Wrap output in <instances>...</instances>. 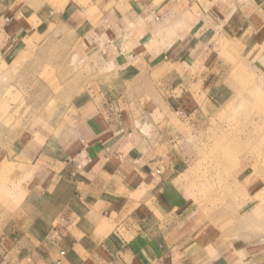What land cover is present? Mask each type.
Instances as JSON below:
<instances>
[{"label": "crops", "instance_id": "0c3cea01", "mask_svg": "<svg viewBox=\"0 0 264 264\" xmlns=\"http://www.w3.org/2000/svg\"><path fill=\"white\" fill-rule=\"evenodd\" d=\"M22 1L11 0L4 8L0 0V84L34 66H24L28 40L39 45L31 49L33 55H44L51 38H42L39 30L49 24L52 6ZM57 1L60 20L79 31L66 34L75 44L76 59L88 61L85 68L101 78L112 74L123 86L139 79L150 90L152 75L176 66L174 57L185 47H206L201 37L205 42L225 34L228 0H209L208 6L207 0ZM247 2L251 12L244 22L253 23L264 0L259 7ZM230 32L240 39L246 34ZM258 34L248 47L257 46ZM132 100L126 92L102 93L76 107L72 126L61 129L59 137H53L55 130L46 138L34 133L17 152L16 140L7 139L8 149L0 145L4 162L6 151H12L11 159L17 165L16 158L25 161L30 173L22 203L0 212V264L264 263L261 243H229V236L217 234L208 221L183 234L187 204L177 181L188 160L175 139L137 131L131 106L124 105Z\"/></svg>", "mask_w": 264, "mask_h": 264}, {"label": "rangeland", "instance_id": "374dc122", "mask_svg": "<svg viewBox=\"0 0 264 264\" xmlns=\"http://www.w3.org/2000/svg\"><path fill=\"white\" fill-rule=\"evenodd\" d=\"M44 1L54 9L49 24L39 30L42 38L51 36L45 54L33 55L31 49L39 45L28 40L24 66H34L15 76L9 74L0 84V145L8 149V142L16 140L17 152L23 140L34 133L45 137L55 130L53 137H59L61 129L72 126L76 107L84 100L100 98L102 93L126 92L133 100L124 105L131 106L137 131L152 138L175 139L181 156L188 160L189 166L177 181L187 204L180 222L183 234L198 230L208 221L217 234L229 236V243L237 239L245 244L261 243L262 251L264 9L259 10L261 19L245 23L244 17L251 12L248 0H228L222 25L225 34L207 37L205 42L201 37L206 47H185L174 57L178 65L152 75L154 85L148 90L145 80L130 82L129 88L112 74L101 78L94 69L85 68L88 61L76 59L75 44L70 35L66 36L79 31L72 22L60 20L59 1ZM261 2L252 0V6L259 7ZM10 3L4 0V8ZM230 29L246 34L240 39ZM253 34L260 37L252 49L247 43ZM207 46L215 47L214 52ZM207 63L211 65L208 70ZM141 83L146 86L141 87ZM6 152L7 163L0 157V212H10L17 202L22 203L30 175L25 161L16 158L20 162L17 165L11 159L13 152ZM260 255L264 257V253Z\"/></svg>", "mask_w": 264, "mask_h": 264}]
</instances>
